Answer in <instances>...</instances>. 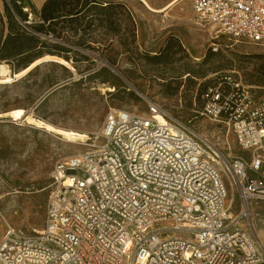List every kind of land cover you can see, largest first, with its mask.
<instances>
[{
	"label": "built area",
	"instance_id": "obj_1",
	"mask_svg": "<svg viewBox=\"0 0 264 264\" xmlns=\"http://www.w3.org/2000/svg\"><path fill=\"white\" fill-rule=\"evenodd\" d=\"M192 9L217 36L264 46V0H193ZM145 100L142 113L110 108L85 149L56 160L44 225L8 228L0 264H264L249 226L264 201V97L230 76L201 94L199 114L250 159H225L162 102Z\"/></svg>",
	"mask_w": 264,
	"mask_h": 264
},
{
	"label": "rangeland",
	"instance_id": "obj_2",
	"mask_svg": "<svg viewBox=\"0 0 264 264\" xmlns=\"http://www.w3.org/2000/svg\"><path fill=\"white\" fill-rule=\"evenodd\" d=\"M18 1L0 0V48L9 35H21L19 53L2 58L0 50V63L18 73L53 55L67 58L74 70L41 62L19 81L0 85V113L23 108L30 116L23 122L0 116V239L8 228L23 233L42 228L54 163L82 151L92 140L69 142L62 134L39 128L38 119L92 137L110 108L142 113L145 98H154L211 141L225 159H250L231 135L199 114L201 94L216 79L230 76L257 99L264 97L263 45L217 36L212 26L197 24L193 0H179L164 11L150 10L141 0H96L76 21L60 22V34L34 29L42 22L39 11L29 0ZM146 1L160 9L172 0ZM26 6L32 13L30 23L22 10ZM100 58L121 74L102 66ZM226 179L235 210L237 190ZM250 213L249 226L264 248V201Z\"/></svg>",
	"mask_w": 264,
	"mask_h": 264
},
{
	"label": "bare ground",
	"instance_id": "obj_3",
	"mask_svg": "<svg viewBox=\"0 0 264 264\" xmlns=\"http://www.w3.org/2000/svg\"><path fill=\"white\" fill-rule=\"evenodd\" d=\"M141 1H143L150 10L164 11L179 0H172L160 9L153 8L146 0H141ZM197 24H199V23L197 22ZM41 62H56V63H60L64 66L70 68L71 70H74V67L71 64L72 63L71 61H69L65 58H62L59 56H53V55H48V56H45L43 58H40V59H37V60L31 62L27 67L23 68L18 73H11L9 66L7 64L1 62L0 63V85L12 84L14 82L19 81L20 79L26 77L30 73V71L33 68H35V66L38 63H41ZM100 62H101L102 66H109L113 70H115L117 73H120L119 70H117L115 67L111 66L108 61H105V60L100 58ZM115 89H116V85H114V87L111 86L110 88H108V90L110 92L115 91ZM29 112H31V110H29ZM2 115H6L9 118H11L12 120L20 121V122H23L25 120L30 119L29 114H27V112L23 108L10 109L4 113H0V116H2ZM157 118L160 121H162L161 116H158ZM36 122H37V125L39 128H42L47 132H55L57 134H62L66 137V140L69 142L85 143L86 141H88L90 139L88 134L85 132H81V131L78 132V131H74V130H68V129H62L59 127H55L51 123L45 122V121L40 120V119L36 120Z\"/></svg>",
	"mask_w": 264,
	"mask_h": 264
},
{
	"label": "trees",
	"instance_id": "obj_4",
	"mask_svg": "<svg viewBox=\"0 0 264 264\" xmlns=\"http://www.w3.org/2000/svg\"><path fill=\"white\" fill-rule=\"evenodd\" d=\"M95 1L96 0H46L38 12V16L42 22L34 26V29L42 31L48 28L60 34L62 32L61 26L57 27L60 22L66 20L70 22L76 21L79 15L84 11L90 10L91 5H95L92 3ZM20 36L21 35L17 33L15 35H9L8 38L5 39L3 46L0 48V50H2V58H8L20 51L21 44L17 42V38ZM30 39L33 44L36 45L37 37L32 35ZM81 44H84V42Z\"/></svg>",
	"mask_w": 264,
	"mask_h": 264
},
{
	"label": "crops",
	"instance_id": "obj_5",
	"mask_svg": "<svg viewBox=\"0 0 264 264\" xmlns=\"http://www.w3.org/2000/svg\"><path fill=\"white\" fill-rule=\"evenodd\" d=\"M31 5L33 7L36 8V10L39 11V9L41 8V6L43 5V3L46 1V0H29Z\"/></svg>",
	"mask_w": 264,
	"mask_h": 264
}]
</instances>
